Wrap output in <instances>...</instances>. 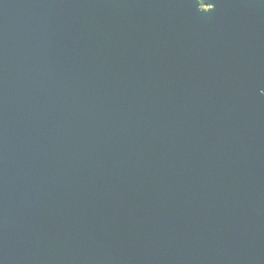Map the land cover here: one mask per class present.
I'll use <instances>...</instances> for the list:
<instances>
[{"label":"water","instance_id":"95a60500","mask_svg":"<svg viewBox=\"0 0 264 264\" xmlns=\"http://www.w3.org/2000/svg\"><path fill=\"white\" fill-rule=\"evenodd\" d=\"M0 264H264V0H0Z\"/></svg>","mask_w":264,"mask_h":264}]
</instances>
